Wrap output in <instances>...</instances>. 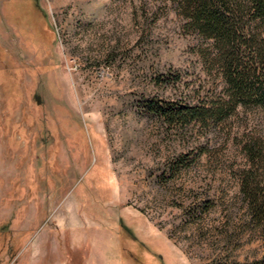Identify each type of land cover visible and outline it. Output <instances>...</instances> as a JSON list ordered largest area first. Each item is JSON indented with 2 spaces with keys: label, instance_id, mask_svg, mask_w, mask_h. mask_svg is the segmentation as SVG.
Masks as SVG:
<instances>
[{
  "label": "rangeland",
  "instance_id": "rangeland-1",
  "mask_svg": "<svg viewBox=\"0 0 264 264\" xmlns=\"http://www.w3.org/2000/svg\"><path fill=\"white\" fill-rule=\"evenodd\" d=\"M34 3L55 39L47 51L31 45ZM181 24L170 0H0V264H137L123 227L150 264L264 256L235 140L206 149L199 125L142 110L153 97H199L195 35Z\"/></svg>",
  "mask_w": 264,
  "mask_h": 264
},
{
  "label": "trees",
  "instance_id": "trees-1",
  "mask_svg": "<svg viewBox=\"0 0 264 264\" xmlns=\"http://www.w3.org/2000/svg\"><path fill=\"white\" fill-rule=\"evenodd\" d=\"M170 2L182 19L181 30L195 35L196 55L201 64L197 74L199 97L191 99L190 95H182L165 100L153 97L143 103L142 110L176 129L199 125L207 136L206 149L211 141L216 146L226 137L235 140L242 154L236 178L246 208V223L264 240V0ZM34 4L41 19V36L33 39L31 45L38 42L41 50L42 45L47 51L48 42L55 39L49 40L43 32L47 20L39 4ZM169 79L175 85L181 76L175 74ZM234 119L239 120L240 126L232 133ZM211 151L203 150V153ZM184 163L171 164L173 174ZM119 233L121 239L125 236L131 239L135 262L150 264L147 260L152 253L148 245L126 227ZM244 264H264V256Z\"/></svg>",
  "mask_w": 264,
  "mask_h": 264
}]
</instances>
